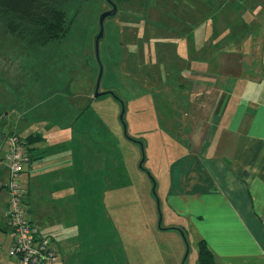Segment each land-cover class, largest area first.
<instances>
[{
	"label": "rangeland",
	"instance_id": "1",
	"mask_svg": "<svg viewBox=\"0 0 264 264\" xmlns=\"http://www.w3.org/2000/svg\"><path fill=\"white\" fill-rule=\"evenodd\" d=\"M113 1L118 12L104 22L99 58L95 38L100 16L112 9L107 0H64L71 23L61 42H37L0 11L6 133L24 134L27 119L54 127V139L67 131L75 144L71 236L77 246L89 241L100 249L82 264H199L196 232L165 200L186 128L175 74L207 62L229 34L249 50L260 44L264 0ZM101 72L99 90L109 93L94 98Z\"/></svg>",
	"mask_w": 264,
	"mask_h": 264
},
{
	"label": "crops",
	"instance_id": "2",
	"mask_svg": "<svg viewBox=\"0 0 264 264\" xmlns=\"http://www.w3.org/2000/svg\"><path fill=\"white\" fill-rule=\"evenodd\" d=\"M237 38L229 34L226 44H215L217 50L207 62L186 61L188 66L175 74L181 79L186 128L178 157L169 164L165 200L168 212L205 241L214 264H264V33L250 50ZM0 101V264H23L9 254L10 173L4 152L13 132L6 133L9 112L4 108L9 105ZM24 120L27 127L21 136L38 131L45 137L33 146L36 151L21 175L28 217L40 235L50 239L58 254L55 264L85 263L91 258L89 250L100 249L89 241L77 246L71 236L75 144L67 142V131L54 139V127Z\"/></svg>",
	"mask_w": 264,
	"mask_h": 264
},
{
	"label": "trees",
	"instance_id": "3",
	"mask_svg": "<svg viewBox=\"0 0 264 264\" xmlns=\"http://www.w3.org/2000/svg\"><path fill=\"white\" fill-rule=\"evenodd\" d=\"M63 3L64 0H0V11L12 16L18 25H22L37 42H61L67 36L71 23ZM224 33H226V30ZM108 93L106 92V94ZM9 135L8 138L16 136L25 145L27 160L36 151L33 146L40 143L43 138L38 131L23 136L15 132ZM24 199L25 192L23 205L26 209ZM26 212L28 215L27 209ZM198 247V263L214 264V255L204 240H199Z\"/></svg>",
	"mask_w": 264,
	"mask_h": 264
},
{
	"label": "built area",
	"instance_id": "4",
	"mask_svg": "<svg viewBox=\"0 0 264 264\" xmlns=\"http://www.w3.org/2000/svg\"><path fill=\"white\" fill-rule=\"evenodd\" d=\"M25 149V145L18 137L9 138V149L5 155L10 173L7 217L13 239L9 254L20 257L23 264H55L58 255L52 248L50 239L40 235L37 227L28 218L23 205L24 190L20 178L23 164L27 160ZM2 153L0 149V159Z\"/></svg>",
	"mask_w": 264,
	"mask_h": 264
},
{
	"label": "water",
	"instance_id": "5",
	"mask_svg": "<svg viewBox=\"0 0 264 264\" xmlns=\"http://www.w3.org/2000/svg\"><path fill=\"white\" fill-rule=\"evenodd\" d=\"M109 3L112 4V9L111 10H107L104 13H102V15L100 16L99 19V23H100V31L98 33V35L95 38V49H96V54L97 57L99 58V43H100V39L103 37L104 35V22L108 17L114 16L116 15V13L118 12V6L112 1V0H107ZM101 76H102V72L100 73L96 86H95V93H94V98H98L104 94H106V92H100V81H101ZM124 111L121 115V119L123 120V116H124ZM143 164V163H142ZM141 164V166H142ZM156 185V184H155Z\"/></svg>",
	"mask_w": 264,
	"mask_h": 264
},
{
	"label": "flooded vegetation",
	"instance_id": "6",
	"mask_svg": "<svg viewBox=\"0 0 264 264\" xmlns=\"http://www.w3.org/2000/svg\"><path fill=\"white\" fill-rule=\"evenodd\" d=\"M113 1V0H112ZM108 2V1H107ZM114 2V1H113ZM181 2V1H180ZM109 3V2H108ZM116 5H117V3L116 2H114ZM109 5L112 7V4L111 3H109ZM118 6V5H117ZM111 10V9H110ZM185 11H187L186 9H184ZM182 21H183V19L179 22L181 25H182ZM181 27V26H180ZM180 30H182L181 28H180ZM179 46H181V45H179ZM183 46V45H182Z\"/></svg>",
	"mask_w": 264,
	"mask_h": 264
}]
</instances>
